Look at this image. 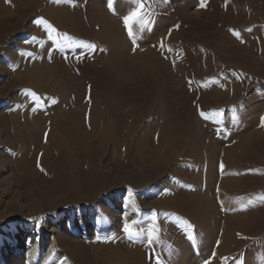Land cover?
Returning a JSON list of instances; mask_svg holds the SVG:
<instances>
[{
    "label": "rangeland",
    "instance_id": "rangeland-1",
    "mask_svg": "<svg viewBox=\"0 0 264 264\" xmlns=\"http://www.w3.org/2000/svg\"><path fill=\"white\" fill-rule=\"evenodd\" d=\"M111 2L113 7L110 8L109 0H97V3L103 6L109 15H114L116 20L123 21V23L125 16L137 8L133 0H111ZM86 6V0H83L81 10L85 25L84 33L89 34L92 29L89 26L90 18L86 14ZM119 7H124L125 10L122 11ZM142 11L145 15L132 22L133 36L129 37L127 28L124 35L128 43L134 44L133 41H135L140 49L154 50V39L159 35L167 34L170 48L175 52L176 60H179L178 64L181 67L173 71V74L163 73L161 76H154L150 73H139L133 81L118 80L106 71L101 60L102 49L96 45L91 36L73 35L72 37L75 38L73 49L58 55L60 63L67 68L79 88L96 87L110 96L112 106L110 108L114 110L115 120L118 118L116 115L118 107L115 100L127 105L126 101L129 98L128 101L132 99L136 108H140V115L142 114L140 117L141 133L152 128L147 119H141L154 105L169 113L166 122L173 124V127L176 126L173 129L176 136L184 134L194 140L197 136L195 140L197 146L203 145V138L200 140L198 136L201 135L203 129L205 131L207 128L210 136L204 146H200L202 153L189 151L190 159L180 165L177 163L180 177L177 176V182L175 181L177 185L174 187V193L178 186H180L179 190L183 189L186 192L197 188L198 192L210 197L214 210L222 218L225 213L219 208V200L213 193L214 191L212 192L219 186L225 174L221 169L222 154L226 145L221 141L237 139L244 133L246 122L252 119L256 120L255 125L259 122L264 127V68H261L264 66V60L261 57L264 55V0H254L253 4L250 0H146V6ZM166 13H173L172 16H177L179 19L178 24L182 30L175 39V35L168 29L169 24L175 27L174 20L165 17L163 14ZM94 29L98 31L99 27H94ZM224 34L233 37L234 40H240L241 44H248L250 52L245 62L251 68H254L253 65L260 67L258 69L260 72L251 70L254 74L252 79H249L252 74L238 70L242 79L249 80L245 87L247 97L258 91V95L254 96L255 104L252 106L260 104L252 108V111L241 110L239 106L232 111L228 106L221 107L217 103L214 106L215 102L207 98L215 92L214 89L221 84L223 79L220 76L225 70V65L215 50L220 46L221 35ZM243 40L244 42H241ZM89 45L94 47H89ZM2 61L3 68H0V87L2 88L0 89V249L9 247L14 251L16 246L9 245L11 238L22 232L25 237L20 244L23 250L7 259L0 256V264H93L92 260L97 252L87 248L86 244L115 246L117 239L125 241L128 235L123 231L124 224L127 223L131 230L136 232V225L133 221L136 222L141 218L140 215H132L131 211L142 213L147 206L150 219L158 218L157 213L148 206L158 197L157 194L163 191V188L160 187L158 192L156 184L149 185L150 177L144 172V191L130 185L114 189V186H118L122 179L138 182L142 176L132 173L129 166V158L134 157L131 150L126 154V158L119 160V143L123 144L122 148L127 144H124L122 136L120 141L117 140L118 144L114 143L115 139L112 140L113 134L109 128V131L105 133V140L99 143L105 144L106 142L109 149L112 146L110 143L113 142L118 150L117 152L116 150L113 152L112 148L108 150L101 159L98 170L100 169L102 177L100 183L105 184L107 188L110 187L109 189L113 187V189L111 192L107 191L98 195L94 201L95 197H92L90 203H84L88 197V191L84 188L78 189L73 184L77 172L85 169L70 161L71 165L63 174L56 164L60 161L62 153L57 143L63 141L65 137L60 124L56 125L55 120H51L53 114L60 110L55 106L56 103L49 101L51 103L45 104V101L40 99V105L36 107L37 102L33 107L37 109L34 110L31 107L35 117L45 115L42 120L45 128L49 126L46 131H48L50 141L47 142L42 137V142L40 134L33 135L27 140L28 149L23 153V145L14 146V139L11 140L12 137L9 138L5 132V126L2 124L3 114L17 113L22 107L11 100L15 92L9 94L7 90L11 84V76L8 71H5L10 68V64L6 59ZM255 75L258 77L254 78ZM28 108L30 109V106ZM201 112L208 116L207 120L200 115ZM195 131H199L197 132L199 134H195ZM262 138L256 144V149L260 150L259 154L262 153L258 157L259 164L262 162L264 164V138ZM214 145L220 147L218 154L221 156L218 160H208L207 152L211 151ZM142 148L146 149L145 143H142ZM91 157V152L87 157L85 156L86 159H91ZM23 158L28 161L25 166H21ZM85 166L88 167V165ZM241 171L242 174L240 173L239 177L244 176L245 181L253 182L264 179V165L250 164L243 166ZM212 172L216 174L215 180L209 181L207 177ZM36 181L39 184L36 185ZM248 182L250 184V181ZM103 188L98 186V189ZM39 190L45 194H39L37 192ZM235 191H237L235 203H244V211H252L255 214L264 211V188L247 192L243 188H237ZM135 201H137L136 205ZM247 201L249 203H246ZM59 215L65 218L60 224L55 220ZM180 216L181 226L171 222V228H162L156 233L153 232L154 235H147V245H145L148 248L149 263L151 261L152 264H163L167 261L165 257L169 254L166 255L163 240L166 236L175 238L178 235L184 236L186 230L190 229L191 232L195 230L196 223L191 214ZM68 238L80 243L79 248L84 252L80 261L77 259L74 261L63 248ZM246 238L251 245L258 242V237L248 235ZM189 247L196 258L200 256L203 247L199 243ZM178 249L179 247L174 246L172 253H178ZM247 250L244 246L236 252L242 255ZM216 251L217 246L210 249L211 253ZM245 257L243 261L236 260V263L247 264L254 261V255ZM208 262H212V259H208Z\"/></svg>",
    "mask_w": 264,
    "mask_h": 264
},
{
    "label": "bare ground",
    "instance_id": "bare-ground-1",
    "mask_svg": "<svg viewBox=\"0 0 264 264\" xmlns=\"http://www.w3.org/2000/svg\"><path fill=\"white\" fill-rule=\"evenodd\" d=\"M253 1L250 0L252 4ZM81 2L83 3V0H72L71 2L67 0H0V68H3L2 59H6L10 68L8 67L9 69L5 71H8L11 76V84L7 90H9V94L15 92V96L11 100L22 107L17 113L3 114L2 124L5 126V132L9 138L14 139V146L23 145L24 153L28 149L27 140L31 139L33 135L40 134V141H42V137L47 142L51 140H49L48 131H46L49 126L45 128L43 122L45 115L35 117L32 108L37 102L36 107L40 105V99L44 100L45 104L49 101H53V104L56 103L55 106L60 110L53 114L51 120H55L56 125L60 124L65 136L63 141L57 143V146L61 148L62 158L60 157V161L56 164L63 174L71 165L70 161L85 169L82 172H77L73 184L78 189L84 188L88 191V197L84 203H90L92 197H95L94 201L98 195L107 191L111 192L113 189V187L109 189L110 187L107 188L105 184L100 183L102 177L98 168H100L101 159L108 150L112 148L113 152L115 150L117 152L118 149L114 143H117V140L120 141L121 136L124 144L127 145L122 148L123 144L119 143V160L126 158V154L131 150L134 157L129 158V166L132 173L142 177H140L139 183L122 179L118 186H114V189L130 185L144 191V172L150 177L149 185L156 184L158 192L160 187L163 188V191L157 194L158 197L148 206L157 213L158 218L150 219L147 206L142 213L131 211L132 215L141 217L135 223V233L138 235L133 239L127 238L125 241L117 239L115 246L86 244L87 248L97 252L92 260L93 264H152L147 259V235H154L153 232L169 228L171 222L181 226V214H191L196 228L192 232L190 229L186 230L184 236L178 235L175 238L166 236L163 239L165 252H167L165 254H169L168 257H165L167 258L166 264H204L210 258L212 262L209 264H237L236 260L243 261L245 256L248 258L252 255H254V261L247 264H264V211L260 214L244 211V203H235V193L237 192L235 189L243 188L247 192L259 191L264 188L263 178L252 182L251 180L245 181L243 175V177H239L243 166L264 165L263 162L259 164L258 157L262 153L259 154L260 150L256 149L259 139L264 138L263 125H260L259 122L255 125L256 120L252 119L246 122L244 133L237 139L221 141L226 145L222 154L221 169L225 174L221 178L219 186L212 192L214 191L213 193L219 200L218 206L225 213L224 217L221 218L214 210L210 197L205 193L198 192L197 188L186 192L183 189L179 190L180 186H178L174 193L177 176H179L177 163L180 165L190 159L189 151L202 153L200 150L210 136L207 128L205 131L203 129L201 135L198 136L200 140L203 138V145L200 144L202 147L197 146L195 143L197 136L194 137L195 140L184 134L176 136L173 131L176 126L173 127V124L166 122L169 113L154 105L141 119H147L152 128L141 133L140 117L142 114L140 115V108H136L132 99L125 100L127 105L115 100L118 107L117 112L115 111L118 118L115 120L114 110L110 108V96L96 87L79 88L67 68L60 63L58 56L73 49L75 43L73 35L91 36L96 45L102 49L101 60L106 71L113 74L118 80L133 81L139 73L161 76L163 73L165 75L173 74V71L181 68L178 64L179 60H176L175 52L170 48L169 37L167 34H163L155 38L153 45L155 51L140 49L136 43H128L124 35L126 27L123 21H118L114 15H109L103 6L97 3V0H86V14L90 18L89 26H91L92 32L84 33L85 25ZM119 8L122 11L125 10L124 7ZM163 15L174 20L175 27L169 24L168 29L175 35V39L182 30L178 24L179 19L177 16H172L173 13ZM41 19L56 29L51 34V39L47 26L36 23ZM94 27H99V30L96 31ZM219 44L220 46L215 51L223 60L225 70L220 76L223 77L221 84L207 98L215 102L214 106L217 103L221 107L228 106L232 111L236 110L238 106L241 107V110L252 111V108L258 107L260 104L252 106L255 104L254 96L258 95V91L247 97L245 87L249 80L242 79L238 70L241 69L246 74H252L249 77L252 79L254 75L252 71H257L260 67L253 65L254 68H251L245 62L250 52L248 44H241L240 40H234L233 37L225 36V34L221 35ZM261 57L264 60V55ZM257 75L254 78H257L260 73ZM172 77L174 79V76ZM0 89L2 88L0 87ZM32 93H35V97L31 95ZM35 108L33 109L35 110ZM109 128L113 134L112 140H115L114 143H110L112 146L108 149L109 145L106 142L105 144L99 142L105 140V133L109 131ZM197 132L195 134H199ZM199 142L197 143L199 144ZM142 143L146 144L145 150L142 148ZM219 148L218 145H214L211 151L207 152L208 160H218L221 156L218 154ZM90 152L91 159H86L85 156L87 157ZM27 162L23 158L21 166H25ZM215 176L216 174L212 172L207 180L214 181ZM37 184H39L38 181H36ZM98 186L104 188L101 190L98 189ZM37 192L45 194L42 190ZM134 203L136 205L137 201ZM55 220L60 224L65 218L63 215H59ZM248 235L258 237V242L251 245L246 238ZM24 237L23 232L13 236L9 245L16 246L15 250L12 251L9 247L0 249V256L7 259L14 253L22 251L23 247L20 244ZM66 240L65 245L63 241L61 244L64 245L63 248L67 255L74 261L76 259L80 261L84 253L79 248L81 247L80 243L70 238ZM195 243H199L203 247L197 258L189 247ZM174 246L179 247L176 254L172 253ZM214 246H217V251L211 253L210 249ZM244 246L248 249L247 252L245 251L246 253L242 255L237 254L236 251Z\"/></svg>",
    "mask_w": 264,
    "mask_h": 264
},
{
    "label": "snow or ice",
    "instance_id": "snow-or-ice-1",
    "mask_svg": "<svg viewBox=\"0 0 264 264\" xmlns=\"http://www.w3.org/2000/svg\"><path fill=\"white\" fill-rule=\"evenodd\" d=\"M133 3L137 4V8L135 10H133L132 12H130L127 16H125L124 18V25L125 27L128 29V35L129 37L133 36V31H132V22L134 20H137L139 18H141L143 15H145V13H143V9L146 6V0H133ZM112 3L111 0H109V7L111 8ZM148 6L150 7L151 4L149 3ZM36 23L39 24H45L49 30V38L51 39V34L54 33L56 31L55 28H53L50 24H47V21L44 20H37ZM67 39V37H65ZM135 43V41H133ZM89 47H94L93 45H89ZM33 97H35V93L31 94ZM200 115L204 118V119H208V116H206L203 112L200 113ZM136 222L133 221V224H135ZM123 231L128 235L129 239H133L136 235H138V233H135L131 230L130 226L125 223L124 224V228ZM214 255V254H213ZM204 264H209L208 261H205Z\"/></svg>",
    "mask_w": 264,
    "mask_h": 264
}]
</instances>
